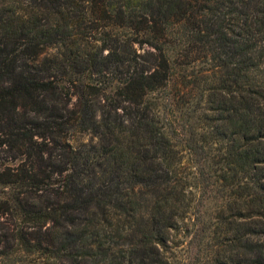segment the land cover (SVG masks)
<instances>
[{
  "label": "trees",
  "instance_id": "1",
  "mask_svg": "<svg viewBox=\"0 0 264 264\" xmlns=\"http://www.w3.org/2000/svg\"><path fill=\"white\" fill-rule=\"evenodd\" d=\"M203 57L208 123L180 145L162 92ZM0 127L1 146L37 147L40 161L66 139L65 165L46 172L65 201L33 202L44 179L28 169L16 193L26 227L47 229L66 262L170 264L203 187L214 205L192 231L204 260L264 264V0H0ZM76 132L107 143L86 153ZM204 138L221 146L202 159Z\"/></svg>",
  "mask_w": 264,
  "mask_h": 264
},
{
  "label": "rangeland",
  "instance_id": "2",
  "mask_svg": "<svg viewBox=\"0 0 264 264\" xmlns=\"http://www.w3.org/2000/svg\"><path fill=\"white\" fill-rule=\"evenodd\" d=\"M94 35L96 36V33ZM192 51H195L196 56L199 55L197 51L200 50L196 47ZM183 54L190 56V53L186 51H182L180 56L182 57ZM214 66L215 63L212 60L204 57L198 58L188 69L181 70V74H176L179 79L178 84L173 82V89L162 92L169 96L172 95L174 99L172 106L169 102L164 106L162 105V120L167 127L178 128L173 134L176 143L178 142L180 145L186 144L188 137L192 138V132L198 133L197 137L201 134L199 137L200 143L203 140L204 127L208 122L203 117L207 114V102L205 93H203L206 89L205 79L201 77H205L206 74L212 75ZM196 75H200L198 76L200 80H195ZM183 76L186 78H183ZM162 93L159 95H162ZM75 101L76 97L73 99V102ZM123 114H125V111ZM2 131L3 129L0 127V142L4 139ZM57 131L60 135L63 132L62 129H57ZM58 140L59 144L53 143L51 154L46 156V160L41 161L36 159L37 147L34 150L31 149L30 156V152H27L25 148L21 150L18 143L9 142L7 145H0V264H70L66 262L67 260H64L61 253H55L46 248L50 241L47 229L41 230L38 227L29 229L26 227L20 212L19 201L16 199V193L20 189L22 169H28L29 174L44 179V182H42L44 188L40 190L42 196L36 192L29 193L33 202L59 206L65 201L63 195L60 194L62 190L59 192L54 190L53 188L57 189V187L52 188L53 185L49 183L52 181L56 184L59 183L61 176L56 174L51 179L46 177V172L49 173L52 168L59 171L67 160L66 147H64L66 139L59 136ZM70 142L74 144L75 148L93 154V145L106 144L107 140L102 136H94L92 133L76 132ZM204 143L206 144L205 149L201 151L205 155H199L202 159L206 154L218 152L221 146L220 143H211L206 141L205 138ZM189 162L191 160L185 162L186 166L189 165ZM6 184L9 186H6ZM212 195L211 191L207 192L203 187L199 192L194 191L192 193V199H195L199 205L194 211V216L196 217L199 214L201 221L204 218L201 214L206 210H211L214 205L211 199ZM194 219L187 218L181 224L178 232L173 233L172 248L168 252L171 257L170 264H209L204 260L200 237H193ZM197 221L200 222L198 219ZM55 238L51 237V240H57ZM40 242H42V245L38 246ZM57 242L56 247L60 248L63 243L61 240Z\"/></svg>",
  "mask_w": 264,
  "mask_h": 264
}]
</instances>
